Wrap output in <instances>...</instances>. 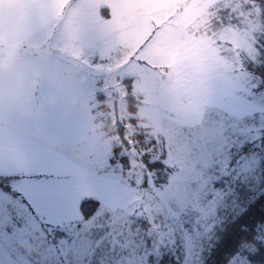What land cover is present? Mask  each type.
<instances>
[{
	"label": "snow or ice",
	"instance_id": "snow-or-ice-1",
	"mask_svg": "<svg viewBox=\"0 0 264 264\" xmlns=\"http://www.w3.org/2000/svg\"><path fill=\"white\" fill-rule=\"evenodd\" d=\"M43 10L42 3L30 7L28 15L34 24H38ZM261 60L259 64L251 62L255 64L252 74L257 78L254 87L247 92L218 89L207 121H201L187 136L175 134L177 144H187L181 167L167 163L172 151L168 141L158 146L155 140H142L141 133H133L128 139L122 136V151L126 149L131 156L120 157L121 175H113L97 186L96 195L81 197L73 204L66 191L36 170L39 165L17 166L9 161L5 172V156L0 152V251L26 216L54 218L57 228L74 246L94 244L99 236L84 231L83 222L96 215L106 202L116 199L123 192L122 177L138 170L139 186L149 189L156 204L175 211L181 220L171 234V247L160 244L155 233L145 234L142 243L135 238L120 247L113 243L111 252L120 264H167L168 256H175L177 264H182L189 241H198L201 255L205 243L209 250L219 252V264H228L229 260L232 264H264V222L257 224L251 216V210L264 203V52ZM134 120L130 117L128 123ZM161 171L163 180L158 179ZM128 183L137 186L135 179ZM241 201L247 203L239 212L234 211ZM101 214L108 221L103 232L112 231L111 213ZM190 216L204 217L206 235H197L203 232L199 225L194 232L191 224L184 222ZM145 223L151 227L155 221ZM127 226L130 230L134 227ZM135 230L139 237V228Z\"/></svg>",
	"mask_w": 264,
	"mask_h": 264
},
{
	"label": "crops",
	"instance_id": "crops-1",
	"mask_svg": "<svg viewBox=\"0 0 264 264\" xmlns=\"http://www.w3.org/2000/svg\"><path fill=\"white\" fill-rule=\"evenodd\" d=\"M219 1L72 0L56 32L51 34L44 47L49 51L54 50L51 64L62 71L61 65L65 62L79 65V61L72 62L75 53H82L81 59L84 61L107 63L116 60L117 65H122L117 71L118 78L131 79L133 91L143 99V105L133 116L151 122L171 120L195 128L207 116L205 112L212 111L217 90L225 91V70L229 72V67L225 65L229 63L216 57L209 45L194 38V31L192 36L187 34L186 28ZM13 3L23 6L21 14L10 17V20H19L28 27L30 38L27 43L52 21L56 12L53 10L54 0H13ZM35 3L44 6L38 24H34L28 15ZM169 17L172 19L166 22ZM4 23L5 15L0 10V25ZM161 24L162 27L155 32L157 36H151L152 29ZM29 47L45 50L43 46ZM33 50L25 49V55L30 57ZM127 55L129 59L123 61ZM136 55L141 64L135 61ZM216 65H221V68H215ZM138 70L147 75L139 76ZM73 86V89L69 87L65 91L68 100L59 96L55 108L45 112L39 126V137L34 136L30 128L21 135L9 133L0 137V152L5 156V172L9 161L17 166L25 163L39 165L36 170L42 172L52 185L68 191L70 202L75 204L84 197L85 192L81 190L85 186V173L84 177H80L77 173L79 167L68 163L71 147L66 149L65 146L80 145L86 139L85 116L81 109L72 106L79 97ZM232 88L235 89L234 86ZM225 92H229V89ZM45 95L42 93L40 99L43 100ZM61 104L66 107H60ZM166 107H174L178 113L173 115ZM49 144L55 146L54 152L48 149ZM87 147L93 152L90 144ZM76 174L81 187L78 183H66V179L70 181ZM75 215L79 218L78 213ZM40 219L49 225L58 223L54 218Z\"/></svg>",
	"mask_w": 264,
	"mask_h": 264
},
{
	"label": "rangeland",
	"instance_id": "rangeland-1",
	"mask_svg": "<svg viewBox=\"0 0 264 264\" xmlns=\"http://www.w3.org/2000/svg\"><path fill=\"white\" fill-rule=\"evenodd\" d=\"M71 2L72 0H54L53 10L56 12L55 15L53 16L52 21H49L50 23H48V25L44 26L42 30H39V32L36 35H33V37L31 38V42L27 43L24 46L25 49L33 50V48L29 47L31 45L38 46V48H41L42 46L43 49L46 48L44 46L47 45V41L49 40L51 34L56 32L60 24V21L64 16L65 10L70 5ZM222 4L228 6L229 11H231L232 9L231 14L229 12L228 14L224 13L225 16H222V19L224 20L219 19L221 21L214 24L215 26L213 25V27L210 26L213 20H211L209 23H206V21L201 22L202 16L205 15V13L214 6L213 5L209 7L206 10V12H204L200 17H198L196 19L197 21L192 22L186 28L187 30L186 32L187 34L192 36V32L194 31V35H193L194 38H197L198 40H201V42H203L204 44L209 45V47H211L210 51L214 50L213 52H215L214 54L216 57L223 59L227 63H229L225 65L229 67L228 69L229 72L226 73L225 70V91L229 89V92H231L233 90L232 87L234 86L235 89L238 88L243 92H247L250 90L251 87L254 86L255 78L250 76L248 74L249 72L246 71L244 67L246 66V63L248 65L249 62L251 63L252 61H255L257 63L258 61L257 55L259 54V52L257 54L256 49L258 48L260 41L262 43V41L264 40V23L260 18L258 6L254 0H225V2L222 1ZM171 19L172 17L167 18L166 22L167 21L169 22ZM162 25L163 24L159 25V27L156 29H152L150 35L154 37L157 36V33L155 32L158 29H160ZM225 25H227L226 29H225ZM225 30L230 31L231 33L229 34L227 40H225ZM151 36L149 38L150 40L152 39ZM213 41L215 42V46L212 45ZM222 43L224 46L222 45ZM225 43L229 44V48L227 50V55H228L227 59L225 58ZM135 48L136 47H134L133 50H135ZM43 51L41 49L39 50V52H43ZM133 53H135V51ZM137 57L138 56L136 55L135 61L139 62V60H137ZM127 59H129V55H127V58L126 59L124 58L123 61ZM244 60H245V65L243 64ZM97 62L94 63L93 66L94 69L92 70L102 71L101 73L106 74L107 78L109 79H111L112 76L111 73L113 72L116 74L117 72H114V70L117 67L121 66L119 64L118 65L116 64L118 63L116 62V60L107 63H97ZM85 64L87 65V61L81 59L78 65L79 69L81 67L86 66ZM151 64L157 66L154 63ZM143 67L147 70H150L145 66ZM214 67L221 68V65H216ZM64 71H72L74 73L75 80H73L72 83L76 87V95L79 94V91H81L83 96L85 95V92L87 91L86 85L88 82H89V86L94 88V90L99 89L98 81L100 80V77H95L93 79L84 77V79L80 80L77 73L79 70L70 69L67 67L65 68ZM138 71L139 74L138 73L137 74L139 76L145 73L142 70H138ZM232 71H235L233 77L231 76ZM101 73H98V75H100ZM145 75L147 74L145 73ZM167 75L170 76L169 73ZM86 80H88V82ZM80 81H82L81 84L79 83ZM103 81H104L103 83H105L104 85L105 88H108L107 85L108 80H106L105 78ZM117 81L118 80H115V82ZM73 85H70L72 89L74 87ZM118 88H120V86H117L116 84L114 85L113 82L111 93L117 94L116 91H118ZM135 95L139 97L143 103V99L136 93ZM112 98H113L112 101H115L116 103L115 102L111 103L112 104V105L110 104L111 107H116V106L120 107V105L121 107H125V104H123L124 99H122V101L120 102V100H117V96L114 95L112 96ZM206 98H208V96H206ZM60 99L68 100L69 97L66 95V92H64V94L60 95ZM142 105L143 104L139 105L138 107H141ZM91 106L92 105L89 106L86 105L85 107H91ZM60 107H66V106L61 104ZM169 109L171 110L170 113L173 115L178 113L177 111H174L175 110L174 107H170ZM209 113H210L209 110L205 112V115L207 116H205V119H203V121H207ZM119 114L124 118L128 116V114L124 112V109H122V111H120ZM140 120L142 119L140 118ZM160 122L161 123L165 122V125L163 124L164 126H162V128L165 131L172 132V134H168L166 136L168 144L172 146V151L170 153L169 159L174 160L173 164L176 163L175 167H181L185 164L187 144L186 143L177 144L175 141V134L182 133L185 136H187L196 127L193 128L188 126H182L174 122H171V120L170 122L165 120ZM223 122L224 119L223 117H221L219 123L222 125ZM92 124L93 122L91 121L89 122L87 121L85 123L86 141H83L80 145L75 144L71 146L70 145L65 146L67 147L66 149L71 147L70 151L69 152L67 151L69 154L68 163L74 164L76 167H79L77 173L80 175V177H84V173H85V179L83 178V183L85 180V184H84L85 186H83V189L81 190L82 193L85 192L83 194L84 197L96 195L95 190L97 186L106 183V181L113 175L120 176L113 171L107 170V168L110 165L109 158L112 154L110 149L113 145L117 144L116 143L117 138L112 136L103 137L102 131L100 130L95 131L94 126ZM98 124L100 126L101 123ZM89 144L93 147V152L88 149L87 146ZM78 174H76L72 180L69 178L70 181L66 179V183H68L69 185H74V183H78L79 182V180H77ZM122 179H123V184H122L123 192L116 199L110 202H106V204L102 206L101 210L98 211L97 214L94 215L90 220L83 222V230L88 232L89 235H91L92 233L96 234V232H100L98 233L99 239L95 240L94 244H89L85 246H74L72 243L67 241L65 234L57 228V225H53V224L49 225L43 222L41 219L37 220L36 218H33L31 216H26L25 219L21 222L20 227L14 229V233L12 235L11 240L6 242L4 249L0 251V264H36V263L41 264L40 262L45 261L47 257L39 253V248L40 246L41 248L43 247L42 245L47 240L46 239L47 237L52 240L51 236L53 235L56 239V244L55 245L53 244L50 248L52 260L54 259L53 264H85V259L88 258L96 248H101V247L102 249L107 251L108 255L112 254L110 246L116 242L115 239L117 235L116 228H118V226H120L121 224L120 222L118 223L117 219L121 220L122 222L126 221L128 218H133L132 220L133 222H136L135 220H140V219L148 222L155 221V223H153L150 228L151 229L161 228V231L159 233V243L161 239L162 242H164L166 238H169L167 243L169 244V247H171V235H169V232H171L172 234V231H174V229L179 225L181 217L175 211L165 210L164 208L160 207L158 204L154 202L153 197L150 195V193L145 192V190H143V188L139 186L140 174H138L137 171L133 173H127V175L125 177H122ZM129 179H135L137 182V186L132 187L128 183ZM79 187H81L80 184ZM103 211H108L111 213L112 216L111 223L114 226L112 228V231L107 233L103 232V228L108 224V221H105L101 214ZM163 219H165V222H163ZM184 222L190 223L194 232L197 225H199L200 228L203 230V232L197 233V235L207 234L208 231V228L206 227L207 222L203 216L199 219L196 218L195 216H190ZM168 223L171 224L168 226ZM166 226L169 227V230L167 231H165ZM57 232H61L62 236L64 237H57ZM112 232H115V235H112ZM109 237H111V239ZM105 238L108 241L109 244L108 247L102 244V240ZM198 246H199L198 241L195 243H193L192 241L186 243L184 250L185 257L184 260L182 261V264H199L198 261L199 254L197 250Z\"/></svg>",
	"mask_w": 264,
	"mask_h": 264
},
{
	"label": "trees",
	"instance_id": "trees-1",
	"mask_svg": "<svg viewBox=\"0 0 264 264\" xmlns=\"http://www.w3.org/2000/svg\"><path fill=\"white\" fill-rule=\"evenodd\" d=\"M222 1L225 2V0H222ZM222 1H219V3H217L216 5H214L212 8H210L208 10L205 13V15L202 16L201 22L206 21V23H209L211 20H213L211 25H210L213 27L214 24L220 22L221 20H224V19H222V16H225L226 13L228 14V12H229L231 14L232 9H231V11H229L228 6L223 5ZM254 1L257 3L259 13H260L259 14L260 18L264 23V0H254ZM219 19H221V20H219ZM226 26L227 25H225V29H226ZM229 34H231L230 31L225 30V40H227ZM224 42H226V41H224ZM210 43H211V41H210ZM212 45L215 46L214 41L212 42ZM222 45H223V43H222ZM219 48H221V47H219ZM228 48H229V44L225 43V58L226 59L228 58L227 57L228 56L227 55ZM255 49H256V47H255ZM258 49H259V51H258ZM256 51H257V54L259 52V54L257 55L258 61L256 64H259L262 62L261 53L264 52V40L262 41V43L260 41ZM96 62L97 61H95V60H88L87 65L85 64L86 66L81 67L80 69H79L78 65L72 64V63L70 64V63H66V62L63 63L62 67H63V71L67 67L70 69L79 70L77 73H78V77L80 78V80L84 79V77L85 78H92V79L95 77H100V80L98 81L99 82V86H98L99 89L98 90H94V88L90 87L88 80H86L88 82L86 85L87 91L85 92L84 96L82 95L81 91H79V97L78 98H79V100H81L83 102L82 112H83V115L85 116V123L87 121L93 122L92 125L94 126V130L95 131H98V130L102 131L103 137L112 136V137L117 138L116 139L117 144L113 145L110 149L112 154L109 158L110 165L107 168V170L113 171L116 174L121 175V167L120 166H121L122 162H121L120 157L122 155H125V154L131 156L130 153H127L126 149L124 151H122V149L124 148V145L121 141L122 136L125 139H128V137L132 136L133 133H141L142 134V137H141L142 140H144V141L155 140L158 146H164L163 142L165 140L167 141L166 136L168 134H172V132L171 131H165L162 128V126L165 125V122L156 123V122H151V121H142V120L136 118L135 116H133L136 114L138 106L143 104V103H142L141 99L139 97H137L135 95V93L133 92L131 79L121 80L116 75L117 73L115 74L113 72L111 73V75H112L111 79H109V78H107L106 74L101 73L102 71H100V70L99 71H93L92 70V69H94L93 68L94 63H96ZM97 63H106V62L98 61ZM243 64L245 65V60L243 61ZM244 68L246 69V71L249 72L248 74L250 76L255 78V82H256L257 78L255 76H253V74H252V70H255V64L253 65L249 62V64L247 65V63H246V66ZM234 72L235 71L231 72L232 77L234 75ZM98 73H101V74L98 75ZM105 78H106V80H108V84H107L108 88H105V86H104L105 83H103L104 82L103 80ZM115 80H118V81L115 82ZM113 82H114V85L116 84L117 86H120V88H118V91H116L117 94L111 93ZM79 83L81 84L82 81H80ZM114 95L117 96V100H120V102L122 101V99H124L123 104H125V107H121V105H120L121 108L118 106H116V107L110 106L111 103L115 102V101H112L113 100L112 96H114ZM110 98H112V99H110ZM86 105H88V106L92 105V106L91 107H85ZM122 109H124V112L128 114V116H126L125 118L120 116V114H119L120 111H122ZM105 115H106V117H105ZM130 117H135L133 124L128 123ZM98 123H101L100 126ZM121 125H123V128L121 127ZM131 142L132 141L129 140V143H131ZM143 146L147 147L148 145L144 144ZM173 162H174V160H170V159L167 161V163H169L170 165L176 166V163L173 164ZM119 164H120V166H119ZM123 171L125 173H127V168L125 167L123 169ZM137 172H138V174H140V172L138 170H137ZM125 176H123V177H125ZM140 178H141V176H140ZM158 179L159 180L164 179L163 171L160 172V176ZM149 185H151V180H149ZM143 190H145V192H149V189L143 188ZM153 190H155V189H152V191ZM258 198L259 197H257V199ZM246 203H247L246 201H241L240 206L235 208L234 211L239 212L244 207V204H246ZM251 216L256 221L257 224L264 222V203H260L257 205L256 208L252 209L251 210ZM117 220H118V223L119 222L121 223L120 226H118V228H116L117 235L115 238L116 239L115 244L117 245V247H120L122 244L127 245L134 238L140 240L142 243V240H143V237L145 234H150V233H154V232L156 234V239L159 242V233L161 231V228L160 229H151L150 227H148L147 223H145V220H141V219L135 220L136 222L132 221L133 218H128L124 222H122L119 219H117ZM84 222H86V221H84ZM163 222H165V219H163ZM129 224H132L134 226L133 229L130 230V228L127 226ZM170 224L171 223H168V226ZM168 226H166L165 229L169 230ZM137 227L140 230V236L139 237H137V233L135 230V228H137ZM50 228H52V227H50ZM98 233H100V232H96V236H98ZM44 234H45V232H44ZM169 235H171V232H169ZM51 237H52V240L47 237L46 238L47 240L42 245L43 247L41 248V246H40V248H39V253L41 255H44L45 257H47L45 259V261L40 262L41 264H53L54 259L52 260L50 248L53 244L54 245L56 244V239H55L54 235ZM57 237H64V236H62L61 232H57ZM117 237H119V239H117ZM168 239L169 238H166L164 240V242H162V239H161L160 244L167 243ZM102 244L106 245L107 247L109 246L106 238L102 240ZM197 250H198V254H199V260H198L199 264H219L220 253L217 252L215 249L209 250L207 243H205V245H204L203 255H201V251L199 249V246H198ZM93 252H95V255L91 254L88 258H86L85 264H120V262L112 254L108 255L107 251L102 249V247L99 248V251H96V249H95ZM37 255H38V252H37ZM177 255H179V253H177ZM110 257H111V259H110ZM36 264H38V263H36ZM167 264H177L176 257L175 256H168L167 257ZM228 264H232V261L229 260Z\"/></svg>",
	"mask_w": 264,
	"mask_h": 264
},
{
	"label": "clouds",
	"instance_id": "clouds-1",
	"mask_svg": "<svg viewBox=\"0 0 264 264\" xmlns=\"http://www.w3.org/2000/svg\"><path fill=\"white\" fill-rule=\"evenodd\" d=\"M22 5L13 0H0V10L5 23L0 25V137L9 133L21 135L31 129L34 136H40V124L45 112H51L58 98L74 80L72 71H62L51 64L53 51L33 50L25 55V45L30 32L25 23L10 20L21 14ZM82 53L72 55V62L81 60ZM42 93H46L43 100ZM73 108L83 109L78 98ZM50 151L54 145H48Z\"/></svg>",
	"mask_w": 264,
	"mask_h": 264
},
{
	"label": "water",
	"instance_id": "water-1",
	"mask_svg": "<svg viewBox=\"0 0 264 264\" xmlns=\"http://www.w3.org/2000/svg\"><path fill=\"white\" fill-rule=\"evenodd\" d=\"M121 67H122V65H121L120 67H117V68L114 70V72H117ZM130 155H131V153H130ZM142 193H143V191H142Z\"/></svg>",
	"mask_w": 264,
	"mask_h": 264
}]
</instances>
